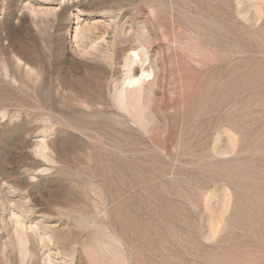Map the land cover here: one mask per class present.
Wrapping results in <instances>:
<instances>
[{
  "label": "rangeland",
  "instance_id": "rangeland-1",
  "mask_svg": "<svg viewBox=\"0 0 264 264\" xmlns=\"http://www.w3.org/2000/svg\"><path fill=\"white\" fill-rule=\"evenodd\" d=\"M0 264H264V0H0Z\"/></svg>",
  "mask_w": 264,
  "mask_h": 264
},
{
  "label": "bare ground",
  "instance_id": "bare-ground-1",
  "mask_svg": "<svg viewBox=\"0 0 264 264\" xmlns=\"http://www.w3.org/2000/svg\"><path fill=\"white\" fill-rule=\"evenodd\" d=\"M138 79H139V78H138ZM139 81H140V80H139ZM133 82L137 83L138 81L136 82V80H135V81H132V83H133ZM133 84H134V83H133ZM136 86H137V85H136ZM131 98H132V97H131Z\"/></svg>",
  "mask_w": 264,
  "mask_h": 264
}]
</instances>
